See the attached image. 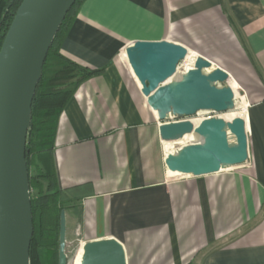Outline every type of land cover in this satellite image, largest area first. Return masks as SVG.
<instances>
[{
  "label": "crops",
  "instance_id": "1",
  "mask_svg": "<svg viewBox=\"0 0 264 264\" xmlns=\"http://www.w3.org/2000/svg\"><path fill=\"white\" fill-rule=\"evenodd\" d=\"M164 40L244 90L246 164L198 178L168 171L157 113L123 56ZM61 48L101 71L46 104H64L54 162L67 243L116 239L128 264H264V0H84Z\"/></svg>",
  "mask_w": 264,
  "mask_h": 264
},
{
  "label": "water",
  "instance_id": "2",
  "mask_svg": "<svg viewBox=\"0 0 264 264\" xmlns=\"http://www.w3.org/2000/svg\"><path fill=\"white\" fill-rule=\"evenodd\" d=\"M76 2L23 0L0 49V264H32L34 219L26 159L32 105L49 50ZM125 53L142 95L157 113L161 141L197 139L166 156L169 172L198 178L249 161L243 118L197 124L192 120L202 112L225 114L235 109L228 73L202 56L180 73L190 51L166 40L136 42ZM81 249V264H128L125 247L113 238L87 242ZM58 264H68L65 210L60 214Z\"/></svg>",
  "mask_w": 264,
  "mask_h": 264
},
{
  "label": "trees",
  "instance_id": "3",
  "mask_svg": "<svg viewBox=\"0 0 264 264\" xmlns=\"http://www.w3.org/2000/svg\"><path fill=\"white\" fill-rule=\"evenodd\" d=\"M23 0H0V49ZM84 0H77L67 14L49 50L43 76L32 105V130L27 146L34 235L30 248L32 264H58L60 214L65 210L54 162L61 106H46L55 98H71L101 71L83 67L62 53L63 40Z\"/></svg>",
  "mask_w": 264,
  "mask_h": 264
},
{
  "label": "rangeland",
  "instance_id": "4",
  "mask_svg": "<svg viewBox=\"0 0 264 264\" xmlns=\"http://www.w3.org/2000/svg\"><path fill=\"white\" fill-rule=\"evenodd\" d=\"M222 86H225V84ZM237 92H238V89H237ZM244 100H246V103H247V96L245 95L244 90L242 88H239V99H237L236 110L234 112L225 113V114H216V113H212V112H202L200 115L193 117L192 120L193 121H201V120L207 119L209 117H212V118H221V119H224V120L230 122L237 117L244 118V116L246 115V113H242L243 112L242 108L244 106L243 105ZM78 249H79V244L77 241H74V240L68 241V243H67L68 264H72L73 261L77 258L79 250H80V249L79 250Z\"/></svg>",
  "mask_w": 264,
  "mask_h": 264
},
{
  "label": "bare ground",
  "instance_id": "5",
  "mask_svg": "<svg viewBox=\"0 0 264 264\" xmlns=\"http://www.w3.org/2000/svg\"><path fill=\"white\" fill-rule=\"evenodd\" d=\"M125 56H126V53H125ZM196 55L192 54L191 52L189 53L187 59L183 62V67L179 70V72H186L188 71L189 69H191L193 66H194V63H195V60H196ZM127 59V57H126ZM229 85L232 89V93H233V103H234V107L235 109L228 112V113H231V112H234L236 110V102H237V99H239V94L237 92V87L233 84H231L229 82ZM245 99V98H244ZM243 108L242 109H245L244 113L246 112V109L248 107V104L246 103V100L243 101ZM243 113V112H242ZM242 118V117H241ZM244 119V118H243ZM195 123H199V121H195ZM193 142H197V139L194 138L193 136H188L186 137L185 139L181 140L180 142H175V143H168V149L169 151L166 152L165 151V143H164V152H165V155H170V154H173L175 153L178 148L186 145V144H189V143H193ZM171 173V172H170ZM171 174H174V173H171ZM174 175H178V176H181L179 174H174ZM81 247V246H80ZM79 250V249H78ZM81 257H82V249L80 250V252L78 253V256L77 258L73 261L72 264H81Z\"/></svg>",
  "mask_w": 264,
  "mask_h": 264
},
{
  "label": "built area",
  "instance_id": "6",
  "mask_svg": "<svg viewBox=\"0 0 264 264\" xmlns=\"http://www.w3.org/2000/svg\"><path fill=\"white\" fill-rule=\"evenodd\" d=\"M125 53V52H124ZM123 53V56L125 55ZM183 67V63H182V65L181 66H179V70L181 69ZM231 80V79H230ZM230 82V81H229ZM213 113V112H212ZM201 113H199L198 115H200ZM207 119H212V117H209V118H207ZM205 120V119H204ZM201 121H203V120H201ZM201 121H199V122H201ZM79 252H80V250H79Z\"/></svg>",
  "mask_w": 264,
  "mask_h": 264
}]
</instances>
